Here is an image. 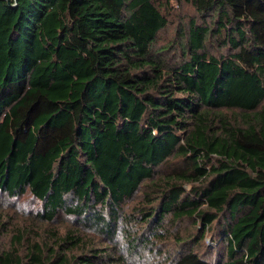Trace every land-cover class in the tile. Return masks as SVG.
<instances>
[{
	"label": "trees",
	"instance_id": "16d2710c",
	"mask_svg": "<svg viewBox=\"0 0 264 264\" xmlns=\"http://www.w3.org/2000/svg\"><path fill=\"white\" fill-rule=\"evenodd\" d=\"M0 195L107 243L136 222L163 264H264V0H0ZM57 244L0 264L119 258Z\"/></svg>",
	"mask_w": 264,
	"mask_h": 264
},
{
	"label": "rangeland",
	"instance_id": "374dc122",
	"mask_svg": "<svg viewBox=\"0 0 264 264\" xmlns=\"http://www.w3.org/2000/svg\"><path fill=\"white\" fill-rule=\"evenodd\" d=\"M184 12H188L186 7H184ZM173 19V23L160 33V46L166 45L174 36L176 17ZM40 210L39 203L35 202L30 195H24L18 200H16V198H7V196L0 195V251L14 246L18 247L21 252L25 249V246L31 242H43L45 243L44 246L55 247L58 245L57 243L60 236H62L66 230H71L73 233L78 234L83 240V245L75 249L77 253L88 254L91 252H102L104 247L107 249L114 248V252L111 253L108 258L110 261L114 256H119L114 264L164 263L162 254L156 251V245L153 248L135 245L134 248L130 249L124 232L125 230L137 232L139 227L136 222L127 223L126 226L120 224L117 228L116 235H114V239L110 241L111 243H107V238L101 230L89 225H76L73 217H65L63 215H57V217L51 221H44L35 215V213ZM206 237L209 238L208 241H206ZM16 239H18L19 242H17ZM204 242L210 245V234L205 236ZM168 248L174 250V245L168 244ZM205 250V247H201L199 253L204 254L207 252ZM205 254L208 256L207 253ZM211 255L214 257L215 253L212 252Z\"/></svg>",
	"mask_w": 264,
	"mask_h": 264
},
{
	"label": "built area",
	"instance_id": "2783aa9c",
	"mask_svg": "<svg viewBox=\"0 0 264 264\" xmlns=\"http://www.w3.org/2000/svg\"><path fill=\"white\" fill-rule=\"evenodd\" d=\"M209 238L206 237V241H208Z\"/></svg>",
	"mask_w": 264,
	"mask_h": 264
}]
</instances>
